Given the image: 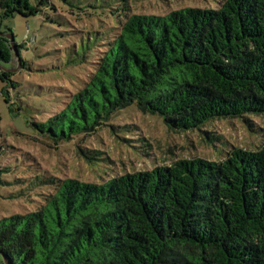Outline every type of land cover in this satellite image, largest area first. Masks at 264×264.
Instances as JSON below:
<instances>
[{
  "label": "trees",
  "instance_id": "1",
  "mask_svg": "<svg viewBox=\"0 0 264 264\" xmlns=\"http://www.w3.org/2000/svg\"><path fill=\"white\" fill-rule=\"evenodd\" d=\"M119 2L104 7L103 14L122 20L96 31L99 47L85 78L33 122L44 139L58 145L104 125L128 128L110 121L131 105L175 131L201 130L220 118L251 125L248 115L264 114V0L166 14L129 12ZM0 8L2 17H30L57 6L0 0ZM18 53L0 35V61L16 55L24 67ZM13 77L0 70L17 88ZM2 94L14 112L10 90ZM77 146L92 160L95 150ZM33 178V206L0 219L1 264H264V141L256 149L233 146L220 160L178 158L103 181L42 165Z\"/></svg>",
  "mask_w": 264,
  "mask_h": 264
},
{
  "label": "rangeland",
  "instance_id": "2",
  "mask_svg": "<svg viewBox=\"0 0 264 264\" xmlns=\"http://www.w3.org/2000/svg\"><path fill=\"white\" fill-rule=\"evenodd\" d=\"M56 9L36 16L18 13L2 17L0 32L13 31L22 45L14 61H0V70L14 71L17 88L0 78V219L33 206L30 196L33 177L42 165L50 173L74 176L82 180L103 181L124 172L169 165L178 158L196 156L220 160L233 146L256 149L264 141V114L247 118L215 119L201 130L169 129L158 115L145 114L136 105L118 111L111 119L112 130L102 126L78 140L53 144L33 126L61 102L65 91L74 90L92 68L99 47L96 31L119 26L122 19L111 18L104 7L118 8L119 0H52ZM220 0H125L129 12L166 14L171 10L193 7H217ZM72 5L90 6L83 12ZM74 7V8H73ZM89 55L82 62H71ZM10 90L9 110L2 90ZM129 129V130H128ZM206 131L215 136L207 139ZM131 139V141H128ZM91 153L87 159L77 144ZM135 145V146H133ZM139 146V147H137ZM1 261V258H0ZM1 264V262H0Z\"/></svg>",
  "mask_w": 264,
  "mask_h": 264
},
{
  "label": "water",
  "instance_id": "3",
  "mask_svg": "<svg viewBox=\"0 0 264 264\" xmlns=\"http://www.w3.org/2000/svg\"><path fill=\"white\" fill-rule=\"evenodd\" d=\"M0 35H3L6 38H8V40H9V42L11 44L12 49L14 50L15 53H18V48H17L16 43H15V37H14V35L12 33H4V32H0ZM19 61H20V59H19Z\"/></svg>",
  "mask_w": 264,
  "mask_h": 264
}]
</instances>
